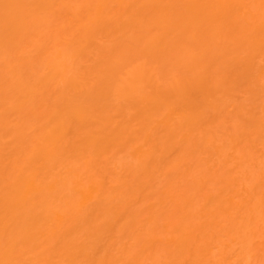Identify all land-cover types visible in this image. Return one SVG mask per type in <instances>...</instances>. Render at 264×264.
Listing matches in <instances>:
<instances>
[{
	"label": "bare ground",
	"instance_id": "obj_1",
	"mask_svg": "<svg viewBox=\"0 0 264 264\" xmlns=\"http://www.w3.org/2000/svg\"><path fill=\"white\" fill-rule=\"evenodd\" d=\"M0 264H264V0H0Z\"/></svg>",
	"mask_w": 264,
	"mask_h": 264
}]
</instances>
